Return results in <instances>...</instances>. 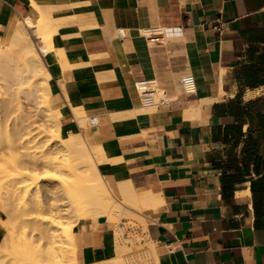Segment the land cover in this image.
Masks as SVG:
<instances>
[{
    "label": "crops",
    "instance_id": "crops-1",
    "mask_svg": "<svg viewBox=\"0 0 264 264\" xmlns=\"http://www.w3.org/2000/svg\"><path fill=\"white\" fill-rule=\"evenodd\" d=\"M41 3L70 65L50 79V104L66 130L72 108L96 118L88 139L110 155L114 190L130 181L157 196L143 216L157 264H264V0ZM27 10V0H0V38ZM149 27L162 28L161 44L142 38ZM186 77L193 95L182 92ZM137 81L166 103L144 107ZM112 230L79 220V263L114 258Z\"/></svg>",
    "mask_w": 264,
    "mask_h": 264
},
{
    "label": "bare ground",
    "instance_id": "bare-ground-1",
    "mask_svg": "<svg viewBox=\"0 0 264 264\" xmlns=\"http://www.w3.org/2000/svg\"><path fill=\"white\" fill-rule=\"evenodd\" d=\"M57 25L58 23L52 18L48 7L40 3L38 4L34 0H29V12L24 13L22 21L14 23L12 28L0 38V73L2 75V80L6 82L5 78H7V83L9 82L8 84L11 85V88L15 89L21 88L22 85L28 86L27 94L33 95L37 107L43 110L46 119V126L42 128L34 126L33 121H28L26 118L20 117L17 118L19 119L17 122L14 121L12 123L11 130L7 129V127L0 122V148L2 146L6 147L9 157V161L3 171L4 175L6 174L8 176H5L6 179L9 178V184L6 186L0 185V187L4 188L3 193H6L4 196L7 195V201L12 203L14 197L18 193L20 194L21 191L27 193L34 186L37 187V185L45 182L43 186L50 195V202L48 200L49 203H45L47 201L43 202L37 199V193H35L33 197L31 196L32 198L27 196L30 199L28 198L26 205L24 201V205L26 206L24 207L30 211L29 209L31 208H42L44 205H47L52 212L49 220H46V218L39 219L32 215L29 216L30 214L28 215L26 212L30 220L34 219V222L31 221L30 225L32 223L35 225V221L37 220H42V224L44 225L39 224L41 222H37L41 228L37 224L35 226L31 225L34 228L33 230L21 227L24 236H26L25 232L28 231L29 233L32 231H34V233L37 232L39 236L41 234L42 237H37V234L33 236L34 239L36 236L35 241L31 238L32 241L36 243L39 241L37 238H41L42 241L44 238H46V240L48 238L49 241L47 242V246L45 247L44 245L45 249H43L42 243V246L36 245V247H34L35 244L33 245L30 239V237H32L30 235H32L33 232L29 235V238L27 237L28 235L26 236L28 240L24 239L21 243L19 236L15 237L16 239H13L14 237L12 238L15 234L19 235V230L11 231L12 233L16 231V233H11L12 236L9 237L7 231L11 229V225L10 227H4L5 232L8 234L6 238H9L10 241L7 239L4 240H7L9 244V242L18 239L16 241L18 245L14 246L11 253L8 250L10 245L7 246V251L3 256L5 260L4 258L0 260V264H6L4 261H7L9 258L10 260L8 262L14 261L16 264H77L76 258H73L74 255L69 258V254L65 255L64 252L61 251L65 248L61 246L62 243H65L66 246L72 244L75 249L72 230L75 222L99 217H104L107 222L108 220L111 222L114 220V213H119L120 210L122 211V206H143L144 209H147L151 207L155 208L158 202L156 195H153L150 191L139 192L130 181L123 183L118 182L115 190L110 188L105 183V179L99 171L101 166L104 167L108 165L110 155L100 146L90 147L86 143L80 131V129H82L81 127L84 126V118L86 117L84 115H79L82 113V110L77 108L71 109L76 126L72 130H66L61 124V113L53 109V106L51 107L53 104H50L51 88L49 81L52 77L60 78L61 71L70 67L63 50L55 48L53 45L52 37L56 32ZM25 27L32 29V36L36 39L37 43L27 36V29ZM49 68L51 70H49ZM63 99L67 98L65 97ZM2 111L6 117H9L10 114L13 113L12 104L8 101H4L2 104ZM2 118H4V116H2ZM91 118L96 122L95 117H89V123ZM22 156H26L28 160L25 157L24 159L29 161L28 167L32 165L30 167L31 169L26 167L28 163H26V166L20 167L22 165L21 160H24L21 159L23 158ZM26 160L23 162H26ZM37 165H40L44 170L40 175H34L33 173V170L37 169ZM2 179L3 178H1L0 183ZM4 180L5 179H3V182ZM1 192L2 189L0 190V193ZM114 193L121 198V203L120 207L113 211L108 206L106 197L109 194L114 196ZM58 203L63 208H60L61 206L59 207L57 205ZM24 210L21 212L25 214ZM19 214L20 212L14 215V217L16 216L20 221L18 216H21V214ZM16 218L15 220H17ZM20 218H24V216L22 215ZM70 218H73V220L64 221V219ZM27 219L28 218H26V220ZM21 221H23V219ZM17 223H15V226H12V229L13 227L17 229L18 226H22L19 225V223L17 225ZM6 227H9L7 231ZM23 228L25 231H23ZM144 230L147 236L145 227ZM3 238H5V236H3ZM46 240H44L43 243H45ZM16 242L12 243V245L16 244ZM0 247L6 248V245L1 246L0 244ZM15 247H17V250ZM39 247H42V249ZM18 248L20 250H18ZM39 249L43 251L40 252ZM0 250L3 249L1 248ZM17 251L18 253L21 252L18 256H16ZM8 252L10 254H7ZM12 254L16 256V260L15 258L13 260ZM6 255L8 258L5 257ZM95 264L122 263L119 259L112 258Z\"/></svg>",
    "mask_w": 264,
    "mask_h": 264
},
{
    "label": "rangeland",
    "instance_id": "rangeland-1",
    "mask_svg": "<svg viewBox=\"0 0 264 264\" xmlns=\"http://www.w3.org/2000/svg\"><path fill=\"white\" fill-rule=\"evenodd\" d=\"M36 1H37L38 4L40 3L41 5H43L41 3L42 0H36ZM27 3H28V10L25 13L29 12V0H27ZM49 10H50V13H51V9L50 8H49ZM53 10H52V12H53ZM23 16H24V14H22L20 17H17L15 15V18H13L9 22L8 26L5 28V33L8 32L12 28L14 23H17L18 21L21 22ZM25 28L27 29V36L30 39H32L35 43H37L36 39L32 36V29L27 28V27H25ZM2 37H3V35H2ZM49 70H51V69L49 68ZM5 79H6V82L4 80H2V75L0 73V84H1L0 85V122H2L7 127V129L11 130L12 123L14 121L17 122L19 120L17 118L20 117V118H26L28 121H33L34 126H38V127H41V128L45 127L46 126L45 125L46 119L44 117L45 114H44L42 109H39L37 107V105L35 103L36 100H34L33 95L32 94H30V95L27 94L28 93L27 92V90H28L27 87L28 86L22 85L21 88H18V89L11 88V85L8 84L9 82L7 83V78H5ZM5 86H7V87H5ZM8 86H9V88H8ZM4 101H8L9 103L12 104V107H13V113L10 114L9 117L8 116L6 117L4 115V112L2 111V104L4 103ZM79 115L82 116L83 113H80ZM2 116H4V118H2ZM84 121H85L84 122V126L81 127L82 129H80V131L84 135V137L87 140V142L89 143L90 147H92L93 145L89 142L88 132H87L88 129L91 127L90 123H89V117H85ZM25 123H27V122H25ZM70 130H72V129H70ZM0 149H1L0 172L2 173L4 171V167L7 165V162L9 161V157H8V154H7L8 150H6V147L2 146ZM5 155H6V157H5ZM22 157L23 158H21V159H24V157L26 158V156H22ZM26 159L21 160L22 161L21 162L22 165L20 167H22L24 165L26 166V163H28V165L26 167L29 166V161H27L28 159L27 160ZM25 160H26V162H23ZM31 166L32 165H30V167ZM106 166H104V167L101 166L99 168V171L101 172L103 178L105 179L104 180L105 183L110 188H112V186L109 184V182L105 178L106 177ZM30 167H28V168H30ZM23 168H25V167H23ZM36 168L35 169L37 171L33 170L34 175H40L44 171L43 168L40 165L38 167H36ZM1 173H0V181H1V178L5 179L7 181L4 180V182H3V179H2V182L0 183V185L1 186H6V185L9 184V180H8L9 178L6 179L5 176H7V175L6 174L4 175V172H3L2 173L3 176H2ZM44 183L45 182H42L40 185H37V187L34 186L27 193H24V192L21 191L20 194L18 193L14 197V201L12 203L7 201L8 200V198L6 197L7 195L4 196V194H6V193H3V189L4 188L0 187V190L2 189V192L0 193V233H1L0 234V244H1V246L6 245V248L5 247H0V249L1 248L3 249V250H0V260H3V258H4L3 256L5 255L4 253L7 251V246L10 245L9 246L10 248L8 250L11 253V251L14 248V246L18 245L17 242H16L18 239L16 241L13 240V239H16L15 237L19 236V240H21V243H22V241H24V239H26L27 235H28L27 236L28 238L30 236H32V237H30V239L32 238L35 241L36 236H35V239H34L33 236L35 234H37V232L34 233V231H32L33 232V234H32L31 230H30L31 233H29L28 230H29V228L33 230L34 228L32 226H35L37 224V222L38 223L41 222L39 224H42L43 221L42 220H37V221H35L36 224L33 225L34 223H32L31 224L32 226H31L30 223H31V221L34 222V219L30 220V218L27 217L26 212L28 213V215L30 214L29 216L32 215L33 217H36V218L38 217L39 219H42V218L43 219L46 218V220L50 219L49 217H51L52 212L49 210V207L47 205H46L47 207L44 205V207H42V208H40V207L39 208L36 207V209L35 208H31V209H29L30 211H28V209L25 208L26 207L25 205L27 204L28 198L29 197L32 198L35 193H37V197H36L37 199H39V200H41L43 202L47 201L45 203H49L50 202V195L46 191V189H44V186H43ZM53 183H55V182H53ZM27 196H29V197H27ZM106 198H107L108 206L110 207L111 210L114 211L118 207H120L121 198H119L115 193H114V196L109 194ZM48 200H49V202H48ZM9 201H11V200H9ZM24 201L26 202L25 205H24ZM57 205L59 207L61 206V205H59V203ZM60 208H63V207L61 206ZM121 209H122V211L120 210V212H119L120 214L118 212L114 213V220H112L111 222L108 220V223L111 225V227L113 229L112 230V234H113V242H114V250H115L114 258L119 259L122 264H157V257L155 255V252H154V249H153V245L150 242V240L147 238V236L145 235V232H144L145 231L144 230L145 221H144V217L143 216H144V214H145V212L147 210H144L143 206H141V207L137 206L136 207V206H133V205H127L125 207L122 206ZM23 210H24L25 214L21 212ZM19 212H20L21 216L22 215L24 216V218H20L21 216H18L20 221L16 218V216L14 217V215H17ZM14 213H16V214H14ZM25 217L28 218L30 221L28 219H27L28 220L27 221ZM15 218L17 220H15ZM99 218H103V219L106 220V218H104V217H99ZM22 219H23V221H21ZM67 220L72 221L73 218L72 219L71 218L70 219H64V221H67ZM17 221H18L19 225H22V226H18L17 229H15L16 227H13V229H12V226H15V223H17ZM77 222H75L73 225H75ZM10 223H12V224H10ZM18 223H17V225H18ZM39 224H37V225H39ZM10 225H11V229H9V231H7L8 228L10 227ZM42 225H44V224H42ZM5 226H9V227H6V231L8 232L9 237L12 236V234L16 233L17 230H19L18 231V233L20 232L19 235L15 234L14 236H12V238L14 237L13 239L10 238L11 240H13V242L12 241L11 242L12 243L16 242V244L12 245L11 242H9V244H8L7 240H9V238H6L8 236V234L5 232V228H4ZM19 227L20 228L21 227H25L26 229H28V230H26L28 232H25L26 236H24V232L22 233V231H21L22 228L20 229ZM39 227L41 228L40 225H39ZM73 228H74V226H73ZM73 228H72V230H73ZM13 230H16V231L14 233H12L11 231H13ZM23 231H25L24 228H23ZM20 234H21V236H20ZM30 234H32V235H30ZM3 236H5V238H3ZM40 236H41V234H40ZM40 236L37 234V237H40ZM22 238H23V240H22ZM73 238H74V235H73ZM4 239H7V240L5 241ZM32 239H31V241H32ZM37 239H39L40 242L38 240H37L38 241L37 243L32 241L33 242L32 244L33 245L35 244L34 247H36V245H38V246L41 245L42 246V244H43V249H45V247L47 246V242L49 241L48 238H47V240H46V238H44V240H46L45 243H43L44 240L42 241L41 238H37ZM26 240H28V239H26ZM63 242H66V241H63ZM44 245H45V247H44ZM71 245L72 244H68L66 246L65 243H62L61 246L65 247V248H63L61 251L64 252L65 255L69 254L68 255V256H70L69 258H71V256L74 255L73 258L75 257L76 260H77V243L75 244V249H74V246L73 245L71 246ZM18 247H21V246H18ZM15 248L17 250V247H15ZM39 248L42 249V247H39ZM18 250H20V249L18 248ZM1 251H3V252H1ZM21 251H23V250H21ZM24 251H25V248H24ZM41 251H43V250H40V252ZM14 252H16V251H14ZM10 253L8 252L7 254H10ZM20 253H18V251H17V255L16 256L20 255ZM72 253H74V254H72ZM16 256H14V254H12L13 260H14V258L16 260ZM5 257L8 258L7 255ZM4 260H5V258H4ZM9 260H10V258L7 261H4V262H6V264H16L14 261L8 262ZM1 263H3V262H1ZM77 263L81 264V263H79L78 260H77Z\"/></svg>",
    "mask_w": 264,
    "mask_h": 264
},
{
    "label": "built area",
    "instance_id": "built-area-1",
    "mask_svg": "<svg viewBox=\"0 0 264 264\" xmlns=\"http://www.w3.org/2000/svg\"><path fill=\"white\" fill-rule=\"evenodd\" d=\"M142 38L146 42L154 45H159L163 41V31L161 27H149L144 28L139 31ZM118 39L123 40L126 37V32L123 28H118L116 30ZM133 89L139 97L141 104L144 107L152 108L158 104H165L166 102L156 96V89L151 81H137L133 83ZM181 89L185 95H193L195 93V83L192 78L186 77L181 82ZM94 119H90V126L95 125ZM169 252L172 251L170 245H166Z\"/></svg>",
    "mask_w": 264,
    "mask_h": 264
}]
</instances>
